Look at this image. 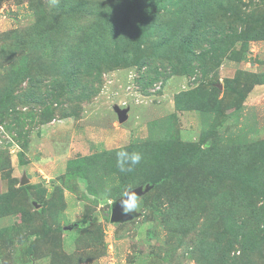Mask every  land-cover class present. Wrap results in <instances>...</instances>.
I'll use <instances>...</instances> for the list:
<instances>
[{"label":"rangeland","instance_id":"obj_1","mask_svg":"<svg viewBox=\"0 0 264 264\" xmlns=\"http://www.w3.org/2000/svg\"><path fill=\"white\" fill-rule=\"evenodd\" d=\"M0 264H264V0H0Z\"/></svg>","mask_w":264,"mask_h":264},{"label":"clouds","instance_id":"obj_2","mask_svg":"<svg viewBox=\"0 0 264 264\" xmlns=\"http://www.w3.org/2000/svg\"><path fill=\"white\" fill-rule=\"evenodd\" d=\"M53 4L58 3V0H51ZM116 167L121 173L133 172L135 167L140 164L143 159L142 154L138 151H128L126 148H120L115 152ZM136 187L125 186L119 192L118 199H111V188L106 189L105 196L109 198V202L118 204L120 214L123 216H131L136 214L141 208V199L137 192Z\"/></svg>","mask_w":264,"mask_h":264},{"label":"water","instance_id":"obj_3","mask_svg":"<svg viewBox=\"0 0 264 264\" xmlns=\"http://www.w3.org/2000/svg\"><path fill=\"white\" fill-rule=\"evenodd\" d=\"M118 118L119 121H124L125 120V110H118ZM26 180L23 179V183H25ZM148 187H145L144 189L141 186H138L135 191L137 192L138 195H141L143 192L147 190ZM135 215V214H134ZM134 215L131 216H123L120 214V209L118 204H113L111 205V210H110V220L111 221H124L132 218Z\"/></svg>","mask_w":264,"mask_h":264},{"label":"trees","instance_id":"obj_4","mask_svg":"<svg viewBox=\"0 0 264 264\" xmlns=\"http://www.w3.org/2000/svg\"><path fill=\"white\" fill-rule=\"evenodd\" d=\"M213 149V145L212 143H209L208 145L205 146V148L202 150L203 152L202 153H205L209 150H212Z\"/></svg>","mask_w":264,"mask_h":264}]
</instances>
